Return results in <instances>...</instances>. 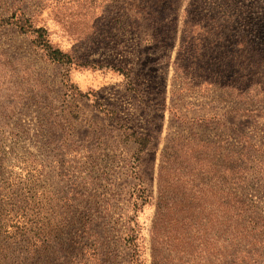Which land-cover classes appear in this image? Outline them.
<instances>
[{
  "label": "rangeland",
  "instance_id": "374dc122",
  "mask_svg": "<svg viewBox=\"0 0 264 264\" xmlns=\"http://www.w3.org/2000/svg\"><path fill=\"white\" fill-rule=\"evenodd\" d=\"M163 1L0 0V264H154L179 136L239 154L248 235L161 264H264V0Z\"/></svg>",
  "mask_w": 264,
  "mask_h": 264
},
{
  "label": "trees",
  "instance_id": "16d2710c",
  "mask_svg": "<svg viewBox=\"0 0 264 264\" xmlns=\"http://www.w3.org/2000/svg\"><path fill=\"white\" fill-rule=\"evenodd\" d=\"M50 56L54 60L63 61L67 55L61 49L55 48L51 49ZM178 139H182L181 142L174 145L181 147V154L169 153L168 149L174 146L170 145L166 147L161 157L159 183L165 190H160L157 212L151 229L154 264H161L165 244H187L185 249L180 247L178 249L184 254H193L199 248L206 250L209 246L213 257L217 259L240 255L242 250L239 247L248 235V227L244 207L246 199L242 191L244 169L238 165L239 154L222 155L221 147L217 146L211 157L214 176L205 178L202 176L204 159L198 150L200 143L191 144L189 138L183 136H179ZM137 141L143 149L148 145L144 137L141 141L138 138ZM217 143L219 141L214 145ZM185 148H190L193 152L186 164L187 170L182 172L181 168L185 161L182 163L179 161ZM189 170H195L196 176L188 177ZM207 202L210 203L209 206L202 205ZM169 203L172 205L169 206ZM130 239L134 240L136 236L132 235ZM137 253L136 244L134 255Z\"/></svg>",
  "mask_w": 264,
  "mask_h": 264
}]
</instances>
